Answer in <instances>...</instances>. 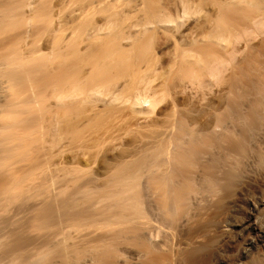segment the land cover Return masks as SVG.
I'll return each mask as SVG.
<instances>
[{
    "label": "bare ground",
    "instance_id": "obj_1",
    "mask_svg": "<svg viewBox=\"0 0 264 264\" xmlns=\"http://www.w3.org/2000/svg\"><path fill=\"white\" fill-rule=\"evenodd\" d=\"M37 1L0 0V264H264V0Z\"/></svg>",
    "mask_w": 264,
    "mask_h": 264
},
{
    "label": "rangeland",
    "instance_id": "obj_2",
    "mask_svg": "<svg viewBox=\"0 0 264 264\" xmlns=\"http://www.w3.org/2000/svg\"><path fill=\"white\" fill-rule=\"evenodd\" d=\"M49 1V3L51 2V0H42V1H37V9H38V11H37V17L38 16H40V17H38V19H37V17H35L34 16V19L32 20V23H35L36 22V20H38V22L36 23V24H41V23H43L44 21H45V16H43V14H44V7L46 6V5H48L49 3H47ZM53 1V0H52ZM155 2H157L158 3V5H161L162 7H166V8H168L170 11H172V9L174 8V5H175V3L177 2L176 0H154ZM210 1V0H209ZM208 0H202V1H200V0H191V2H190V5H192V7H193V9H194V13H193V15H192V17H191V19L190 20H186L187 22H185L184 21V24L186 23V26H183L184 27V29H188L189 27H191L192 25H194L195 26V24H196V26H198L199 24H200V21H202L203 20V16L206 14V15H213L212 14V10H213V8H212V1H211V5L209 4L210 2H209ZM41 2V3H40ZM133 2H134V0H116L115 2H114V4L112 5V9L114 10V9H120V8H123V9H125L126 8V6H129V5H132L133 4ZM175 2V3H174ZM41 5V6H40ZM39 8H40V11H39ZM43 9V12L41 11ZM212 9V10H211ZM86 11H91L92 13H93V15H94V17L95 18H97V19H99L100 17H101V15L105 12V10H104V5H102L101 3L100 4H98L97 2L96 3H94V5L91 7V9L90 10H86ZM39 12H42V14L41 13H39ZM39 14V15H38ZM215 15V14H214ZM213 15V16H214ZM211 17L212 18V20L215 18V17ZM44 18V19H43ZM41 19H43V20H41ZM39 20H41L40 22H39ZM35 21V22H34ZM196 22V23H195ZM199 22V23H198ZM194 23V24H193ZM199 27V26H198ZM197 29V28H196ZM195 30V29H194ZM195 31H197V30H195ZM197 32H199V33H201V29L200 30H198ZM196 33V32H195ZM198 35V34H197ZM159 38L157 39V41H161V40H163V37L161 36V35H159L158 36ZM161 38V39H160ZM160 39V40H159ZM160 52V53H159ZM159 52H156L155 53V57H153L154 59H151L150 61H145V62H143L142 63V65L144 64V66H148L150 69H152L153 70V73L152 74H155L154 76L156 77H158V78H155L154 80H155V83L153 82V78H151V80H149V81H151V83H152V85L153 84H155V86H153V87H155L156 89L159 87V86H161L159 89H162L164 92H162V91H160V96H162L163 98H167L168 99V101H170V98H171V95L174 93V91H172L173 89H176L177 88V85H178V83H177V81L175 80L173 83H175L176 82V85L175 84H173L172 82H170V80H171V78L170 77H168L167 76V74H165V72H167V69H166V67H167V65L169 64V62H170V56H169V54H171V49H170V47H166L165 49H163V50H161V51H159ZM166 53V54H165ZM169 53V54H168ZM86 59H88V56H86ZM153 62V63H152ZM166 63H168V64H166ZM153 64V65H152ZM165 65H166V67H165ZM157 68V69H156ZM160 68V69H159ZM162 68L165 70V71H162ZM168 68V67H167ZM154 70H159V72H158V75H156L157 74V72L155 71V73H154ZM164 72V73H163ZM162 73V76L164 75V77L162 78L161 77V74ZM150 75V76H153V75ZM160 75V76H159ZM149 76V77H150ZM165 78L167 79L166 81H164L165 80ZM157 79V80H156ZM161 79H163V81L161 80ZM162 82H161V81ZM174 80V79H173ZM158 81H160V82H158ZM159 84H158V83ZM167 82H169L168 84H173L174 86H176L175 88H174V86L173 87H170L169 85V87L171 88H168V86H167ZM160 83H163L162 85L160 84ZM156 84H158V86L156 85ZM172 84H171V86H172ZM173 88V89H172ZM181 87H179L178 86V93L181 91V89H180ZM168 89V90H167ZM180 89V90H179ZM158 90V89H157ZM170 90V91H169ZM182 91H183V94H185L186 93V95H188V91H189V93H190V88L188 89V85L186 86L185 85V88L184 89H182ZM185 91V92H184ZM166 92V93H165ZM172 92V94H170ZM163 93V94H162ZM182 93V92H181ZM174 94H176V91H175V93ZM180 94V93H179ZM174 96V95H173ZM167 99H166V101H167ZM67 110L69 111L68 113H67ZM78 110H79V112H78ZM77 111H71V113H70V110L69 109H64L63 111H59V115H61V113L60 112H62V115L61 116H64V117H66V119H67V117H68V120L70 119L71 120V122L70 121H68V124L69 125H73V123H76L77 121H79V120H81L80 122H78L79 123V128H80V123H82L81 124V126L83 125V127L82 128H80L79 130H77L78 132H76L77 134L78 133H80L79 131L81 130V132H82V134L80 133V134H78V136L80 137H82L83 139H89V138H91V137H94V136H96L97 134H100L101 132L100 131H104L106 128H108L109 126H111V124L114 122V121H116L117 119H118V113H114L113 115H112V113H111V116H110V114H109V112H102V113H100V115H98L97 116V118H96V120H94V122L93 123H91V124H86V126L83 124V122H82V120L83 119H85V117L89 114V109H87V107L86 108H81V109H78ZM65 111H66V113L67 114H65ZM83 113H82V112ZM63 113H64V115H63ZM76 113L78 114V115H76ZM71 114V115H70ZM106 114H109V118L110 117H112L113 116V118H110V119H108L107 118V116L108 115H106ZM74 115V116H73ZM81 115V117L79 118V116ZM83 115V116H82ZM73 116V117H72ZM100 117H103L104 119H102V120H98V119H100ZM106 117V118H105ZM117 117V118H116ZM73 118H75V119H73ZM73 119V120H72ZM113 119H114V121H113ZM101 123H104V124H101ZM89 125V126H88ZM65 128H69V127H65ZM103 129V130H102ZM62 130V129H61ZM64 131V132H63ZM62 132H60V134H61V138H63L64 136H65V138L64 139H62V141H61V143H63V146L66 144V147H68V146H72L73 144H74V142L72 141V140H69V138H68V135L66 134V131L65 130H63ZM67 136V137H66ZM66 138H68L67 140H65ZM73 142V143H72ZM70 144V145H69ZM68 145V146H67ZM75 145V144H74ZM73 145V146H74ZM65 147V149H67ZM69 149H70V147H69ZM66 152H68V151H66ZM66 156H67V154L65 153V155H64V157H65V159H66ZM85 158H88V157H85ZM89 159V163H91V166H92V159L91 158H88Z\"/></svg>",
    "mask_w": 264,
    "mask_h": 264
}]
</instances>
